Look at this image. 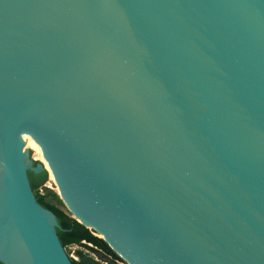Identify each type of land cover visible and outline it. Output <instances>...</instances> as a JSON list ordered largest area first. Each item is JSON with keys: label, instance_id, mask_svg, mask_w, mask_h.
Instances as JSON below:
<instances>
[{"label": "water", "instance_id": "obj_1", "mask_svg": "<svg viewBox=\"0 0 264 264\" xmlns=\"http://www.w3.org/2000/svg\"><path fill=\"white\" fill-rule=\"evenodd\" d=\"M44 171L125 264H264V0H0L1 264H72Z\"/></svg>", "mask_w": 264, "mask_h": 264}, {"label": "trees", "instance_id": "obj_2", "mask_svg": "<svg viewBox=\"0 0 264 264\" xmlns=\"http://www.w3.org/2000/svg\"><path fill=\"white\" fill-rule=\"evenodd\" d=\"M28 179L36 201L56 215L60 226L56 232L63 248L77 246L83 249L75 252L76 260L70 258L72 264H100L96 258L106 264H125L101 238L95 236L94 231L73 219L56 192L45 186L47 171L37 175L28 172Z\"/></svg>", "mask_w": 264, "mask_h": 264}, {"label": "rangeland", "instance_id": "obj_3", "mask_svg": "<svg viewBox=\"0 0 264 264\" xmlns=\"http://www.w3.org/2000/svg\"><path fill=\"white\" fill-rule=\"evenodd\" d=\"M45 167H46V166H45ZM46 168H47V167H46ZM46 187H47V188H50L51 190H53V191H55V192L57 191V190H56V187L53 185V181L50 182L49 184H47ZM77 250H83V249L80 248V247H77V246H70V247H68L67 249H65V251H66V253L68 254V256H69L71 259H74V260L77 259L76 254H75V252H76ZM96 260H97L98 262H100V264H106V263H103L102 261H100V260L97 259V258H96ZM117 264H121V263H117Z\"/></svg>", "mask_w": 264, "mask_h": 264}, {"label": "bare ground", "instance_id": "obj_4", "mask_svg": "<svg viewBox=\"0 0 264 264\" xmlns=\"http://www.w3.org/2000/svg\"><path fill=\"white\" fill-rule=\"evenodd\" d=\"M46 167H47V165H46ZM97 236H100V235H97Z\"/></svg>", "mask_w": 264, "mask_h": 264}]
</instances>
